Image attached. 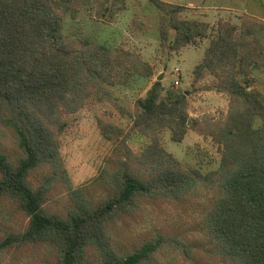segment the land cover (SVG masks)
<instances>
[{"label": "trees", "instance_id": "1", "mask_svg": "<svg viewBox=\"0 0 264 264\" xmlns=\"http://www.w3.org/2000/svg\"><path fill=\"white\" fill-rule=\"evenodd\" d=\"M128 1L0 0V138H11L19 150L14 160L0 144V198L16 201L29 218L23 234L0 241V255L15 244L32 243L56 252L57 264H89L92 245L100 264H153L169 246L190 256V247L162 234L120 254L108 242L107 225L138 199L179 200L203 187L213 195L202 221L214 255L226 264H264V97L251 89L253 70L264 66V38L250 19L245 28L224 23L210 33L207 23L183 19L182 6L152 0L162 12L163 43L170 42V30L176 33L173 51L212 37L195 78L209 71L219 80L215 89L230 96L228 115L204 128L220 146L217 171L184 167L163 147V128L171 130L174 142L184 139L188 98L178 91L163 96L162 82H155L136 102L134 125L152 140L142 153L120 144L116 128L111 132L100 124L126 159L111 174L114 194L97 206L76 194L77 206L65 218L44 209L49 186L67 177L59 144L66 116L83 109L102 85L126 83L131 71L152 75L150 66L126 51L66 36L65 16L75 19L94 4L100 18L113 21ZM198 124L192 120L191 128ZM40 166H49L51 174L33 188L29 178Z\"/></svg>", "mask_w": 264, "mask_h": 264}, {"label": "rangeland", "instance_id": "2", "mask_svg": "<svg viewBox=\"0 0 264 264\" xmlns=\"http://www.w3.org/2000/svg\"><path fill=\"white\" fill-rule=\"evenodd\" d=\"M160 1L182 6L183 19L207 23L210 33L224 23L245 28L244 20L250 19V26L257 30L262 28L261 38H264V0ZM161 18L162 12L152 0H129L126 10L113 21L100 18L94 4L75 19L65 16L66 36L126 51L150 66L152 75L146 77L131 71L126 83L102 85L83 109L66 116L67 125L59 137V144L67 177L49 186L44 204L48 213L65 218L76 208L78 196L97 206L114 194L111 174L121 168L126 159L104 137L100 124H105L111 132L116 128L120 144L125 143L133 153H142L152 140L134 125L138 114L136 102L147 96L155 82H162L163 96L167 91H178L186 92L188 98L189 123L184 139L174 142L171 130L163 128L158 131L163 147L184 167L198 169L203 174L219 169L220 146L205 129L209 130L214 122L228 115L230 96L215 89L219 80L209 71H205L200 79L195 78V70L202 62L212 37L195 46L173 51L176 33L170 30V42L163 43ZM161 75L163 79L159 81ZM251 79V89L264 97V66L256 67ZM192 120L199 121L197 129L191 128ZM8 139L0 138V144L16 160L19 150L15 142ZM50 174L49 166H40L33 170L29 182L33 188H38ZM212 196L200 187L199 191H193L179 200L138 199L128 212L109 222L106 232L108 242L115 251L126 254L162 234L186 244L191 249V255H185L178 246H169L156 256L153 264H226L214 255L215 245L203 234L202 214L209 207ZM28 227L29 218L19 204L8 197L0 198V241L9 234L18 237ZM87 260L89 264L101 263L96 245L89 247ZM57 262V253L42 244H15L0 255V264Z\"/></svg>", "mask_w": 264, "mask_h": 264}, {"label": "water", "instance_id": "3", "mask_svg": "<svg viewBox=\"0 0 264 264\" xmlns=\"http://www.w3.org/2000/svg\"><path fill=\"white\" fill-rule=\"evenodd\" d=\"M162 79H163V76L161 75V76L158 78V80L161 81Z\"/></svg>", "mask_w": 264, "mask_h": 264}, {"label": "built area", "instance_id": "4", "mask_svg": "<svg viewBox=\"0 0 264 264\" xmlns=\"http://www.w3.org/2000/svg\"><path fill=\"white\" fill-rule=\"evenodd\" d=\"M177 84H179V82H177Z\"/></svg>", "mask_w": 264, "mask_h": 264}]
</instances>
